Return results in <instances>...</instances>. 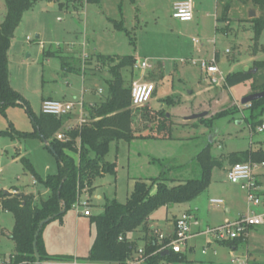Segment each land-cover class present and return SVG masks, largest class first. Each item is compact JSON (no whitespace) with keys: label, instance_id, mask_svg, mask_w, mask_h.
Returning a JSON list of instances; mask_svg holds the SVG:
<instances>
[{"label":"rangeland","instance_id":"1","mask_svg":"<svg viewBox=\"0 0 264 264\" xmlns=\"http://www.w3.org/2000/svg\"><path fill=\"white\" fill-rule=\"evenodd\" d=\"M173 1L101 0L98 5L84 3L83 7L67 4V0L61 1L67 4L64 7L43 1L24 14L15 31L8 54L10 83L37 117L42 112L43 99L88 102L100 98L95 91L107 94V80L111 79L109 69L101 66L94 54L136 56L152 65L145 80L155 83L156 93L148 106L153 110L164 109L170 115L174 123L171 138H153L158 133V126L153 125L131 142H112L105 161L116 164V174H105L96 180L95 189L88 194L89 198L93 196L91 202L83 197L90 203L92 216L103 212L107 200L127 203L137 182L158 178L165 170L170 187L200 178L196 157L207 146L211 155L225 166L231 154L264 145V132L251 129L250 105L241 104L253 86L264 84V67L256 68V62H264V34L256 46L248 12L253 9L252 4L242 5L232 0L229 27L217 32L213 19L204 22L196 19L193 23L174 19ZM256 10L259 17L261 12ZM6 14L5 0H0V25ZM113 19L123 21L127 32L118 31ZM218 26L220 30L226 28L223 23ZM193 39L201 40V45L195 46ZM44 52L54 56L46 57ZM216 52L220 73L216 74L214 82L198 62L212 60ZM86 55L90 58L85 59ZM69 68L75 71L70 72ZM246 69L257 71L250 82L228 88L222 80ZM122 73L127 86L140 80L139 74H132L130 69ZM30 112L27 107L18 105L8 108L5 115L0 113V132L14 136L15 131L33 133ZM204 112H208V116L203 119L221 113L226 116L210 127L208 122L186 121ZM260 121L264 124V115L255 122ZM9 135L0 136V188H6L9 193L18 188L35 196L40 205L49 197V190L35 181L17 155L21 152L28 158L43 179L57 173L56 157L40 139L13 140ZM214 180L219 182L217 188L227 193L223 198L231 212H226V206L210 211L207 205L198 214L204 224L202 230L221 225L224 218L233 220L249 208L247 193L228 182L223 169L215 170ZM189 204L172 206L169 211L162 208L155 215L160 222H165L166 218L172 219L174 213L189 211ZM83 211V207H74L45 226L42 238L50 254L70 257L53 264H90L87 258L96 231L91 219L81 215ZM14 225V216L0 210V253L7 258L15 254V243L11 239ZM160 227L164 230L162 224ZM136 235L134 232L129 237L136 239ZM202 241L198 240L194 253H186L192 262L181 264H233L232 261L243 262L247 258L250 264H264V226L251 231L248 243L238 246L236 251L213 245L202 255Z\"/></svg>","mask_w":264,"mask_h":264},{"label":"trees","instance_id":"2","mask_svg":"<svg viewBox=\"0 0 264 264\" xmlns=\"http://www.w3.org/2000/svg\"><path fill=\"white\" fill-rule=\"evenodd\" d=\"M43 1L60 3L61 7L70 3L81 7L84 6V3L96 5L101 3V0H67L65 5L61 3L62 0H5L7 14L4 22L0 25L1 114L5 115L8 108L18 105L27 107L30 112L28 103L11 86L8 54L15 31L20 26L24 14ZM237 1L242 5L251 3L254 9L261 12L259 17L250 20L255 33L254 40L258 46L264 34V0ZM218 5L220 16L217 23L225 24L226 28L222 29L225 31L229 27L227 23H229V14L232 10V0H219ZM112 23L118 31L127 32L123 21L112 20ZM44 55L46 57L54 56L45 52ZM95 58L101 66L109 69L111 79L107 80L108 95L101 103L88 110L89 118L93 122L70 132V141L64 143L56 138V135L63 129L65 118L45 115L42 112L38 117L30 112L35 128L33 133L15 131L16 135L14 136L9 135L8 132H0V136L9 135L13 140L16 138L42 140L41 136H43L53 148L58 164L57 173L43 179L28 158L21 159L26 171L30 172L38 183L43 184L50 191L49 197L40 205L37 204L33 195H6L5 191L0 189V207L6 212H10L15 220L11 235V239L15 243L12 264H36L33 243L40 223L52 217L55 218L54 220L62 218L69 210L77 206L82 196L86 193L90 194L95 189L94 184L99 177L105 174H116V164L105 161L112 142L121 140L131 142L139 136L140 132L153 127V125L158 126L157 136H153V138H171L174 123L167 117L164 109L153 110L148 105L144 107H133L132 105L131 85L133 82L127 86L122 71L130 69L134 72L137 59L133 56L101 54H96ZM263 67L264 62H256L257 70ZM68 70L75 71L72 68ZM162 76L161 73V78ZM254 77L255 73L250 70L228 75L225 82L228 88H233L252 81ZM263 91L264 84L252 88V93ZM161 102L165 105L164 101ZM249 110L252 112L253 119L251 129L256 132L259 127L264 125L262 121L255 122L264 115V99L250 104ZM225 116L226 114L221 113L200 121L208 122L210 127L216 120ZM46 148L50 150L49 147L46 146ZM210 150V146H207L196 157V164L201 170L200 178L170 187V179L165 170L158 178L137 182L127 203L121 204L116 199L107 200L103 212L90 217L96 234L87 261L90 264H129L134 259L137 250L135 242H131L129 239L131 233L139 229L146 230L150 217L158 210L191 203L208 190L213 170L223 165L220 160L211 155ZM76 155L78 159L75 158ZM227 160L230 165L238 163L264 164V146L231 154ZM153 191L155 192L153 193ZM61 202L64 203V207ZM64 208L66 212L60 214ZM44 228L37 242L41 264L65 262V259L70 257L51 256L46 252L42 238ZM153 242L144 251L148 258L146 264H178L186 260L184 254H175L172 251L159 252L162 245L156 240ZM243 242L244 240L239 238L226 243L230 246H237ZM164 243H168V240Z\"/></svg>","mask_w":264,"mask_h":264},{"label":"built area","instance_id":"3","mask_svg":"<svg viewBox=\"0 0 264 264\" xmlns=\"http://www.w3.org/2000/svg\"><path fill=\"white\" fill-rule=\"evenodd\" d=\"M173 18L182 23L192 22L194 20L193 2L188 0L177 3L174 6ZM27 40L30 41L29 38ZM194 41L197 45H200L199 40ZM229 52L230 51H227V53ZM198 63L200 68L208 74L213 75L219 73L216 58L210 61H200ZM133 70L134 73L139 74L140 80L133 81L131 85L132 105L133 107L147 106L153 100L156 92L155 83L145 80V74L149 70H152V65L148 60H138ZM214 82H216V80H214ZM76 110H78L79 113L76 124L74 126H69L65 131H60L56 135L57 140L64 143L70 141V132L89 125L93 120H90L89 114L85 111L82 101L63 102L48 99L42 103L43 114L58 118H70ZM257 131L264 132V125L259 127ZM259 166L264 167V164L238 163L232 165L227 173L228 181L234 185L240 186V188L247 193L249 211L246 215L239 217L235 221H226L219 227L208 228L195 233L193 232V224L195 222L194 215L191 213H181L176 218L174 235L168 238L164 235H159L160 245H162L159 252L166 251L168 253L172 251L175 254H183V252L189 248L190 242L198 236H205L209 243H226L239 238L245 241L251 229L264 226V210L259 213L253 211V208H264L261 187L256 178V170ZM85 196L89 199V195L86 193L82 196L77 206L84 208V216L91 217L92 213L89 208L90 203L83 200ZM211 203L222 205L223 201L211 200ZM0 210L3 209L0 207ZM166 240H168V243L165 244L164 241ZM139 254L140 257L131 260L129 264H146L148 258L145 256L144 250H140ZM0 264H12V256L7 258L0 253Z\"/></svg>","mask_w":264,"mask_h":264},{"label":"crops","instance_id":"4","mask_svg":"<svg viewBox=\"0 0 264 264\" xmlns=\"http://www.w3.org/2000/svg\"><path fill=\"white\" fill-rule=\"evenodd\" d=\"M184 1H188V0H174L172 2V11H174V6L177 4V3H181V2H184ZM193 2V8H194V20L190 23H193L194 21H196V19H199V21L201 22H204V20L206 19H213L214 20V26L216 28V31L220 32L222 31V29L220 30V27L218 26V23H217V19L218 17L220 16V9H219V5H218V1L219 0H191ZM54 4V3H53ZM252 9H248V12H250ZM254 10V8H253ZM256 11V14H257V10L255 9ZM250 19V18H249ZM114 20V19H113ZM225 35L227 36V33L224 32ZM41 36L38 35V38H40ZM194 40H199V39H193V43L195 46H199L195 43ZM200 41V45H201V40ZM213 42L215 43V41L213 40ZM12 45V44H11ZM230 53V52H229ZM96 54H94L95 56ZM217 55H218V59H217ZM86 58H90V56L86 55L85 56ZM135 58L137 59V61L139 60L138 57L135 56ZM214 58H216V61L218 63V60H219V53L216 52V54L214 55ZM213 58V59H214ZM212 59V60H213ZM218 66V65H217ZM107 68V67H105ZM133 72V71H132ZM134 73V72H133ZM132 73V74H133ZM220 73V71H219ZM136 75V73H134ZM218 74V73H217ZM207 75L210 77V78H214L213 80H216L215 76L216 74H208ZM111 76V75H110ZM91 78V77H90ZM91 79H96V78H91ZM226 78L222 79V80H225ZM95 95H99L100 98L96 99V100H92V101H88V102H83L84 103V109L85 111L88 113V110L92 107H94L95 105L101 103L108 95V92L107 94L105 92H103L102 90H99V91H95L94 92ZM249 94H252V91L249 90ZM48 99H51V100H55V99H52V98H48ZM48 99H43L42 103L45 101V100H48ZM67 102V101H66ZM68 102H73V101H68ZM165 105H162V107H164ZM161 107V108H162ZM79 116V113H78V110H76L74 112L73 115H71L70 118H65L66 120V123L64 124L63 126V131H65L69 126H74L77 122V118ZM61 130V131H62ZM264 146V145H263ZM17 158L21 161L22 158H24L22 155H21V152L18 153L17 155ZM232 165H230L228 163V165H225V166H221V167H218L220 169H223L225 175H226V180L228 181V178H227V173L229 171V169L231 168ZM217 168H215L216 170ZM215 170H213V174H212V181H211V185L210 187L208 188L207 191H205L201 196H199L196 200L192 201V203L189 204V206H191L189 208V211H183V213H191L194 215L195 217V222L193 224V232L195 233H198L202 230V228L204 227V224H202V220H200V215L198 216V214H200L201 211H204V209L206 208L207 205H209V209L211 211L212 210H216V209H219L220 207H225L227 204L225 203V199L223 198V195L225 197V195L227 196V193L219 190L217 187H218V183L216 180H214V173H215ZM256 178L260 184V187H261V195H262V198L264 199V167L263 166H259V168L256 170ZM36 181V180H35ZM229 182V181H228ZM232 184V183H231ZM234 185V184H233ZM2 189L3 191H5V193L7 192L6 188H0ZM11 191V190H10ZM11 195H16V194H25V195H29V194H26V193H23L21 192L18 188H14L11 192ZM95 193V192H94ZM49 195H50V191H49ZM94 195V194H93ZM247 196V195H246ZM35 197V196H34ZM93 197V196H92ZM92 197L89 198V201L91 202L92 201ZM203 197V199H202ZM100 198V197H99ZM35 200H36V197H35ZM211 200H222L223 201V204L222 205H216V204H212L211 203ZM37 202V201H36ZM165 209L166 211H169V210H172V207H168V208H163ZM264 210L263 207H260V208H253V211L259 213V212H262ZM192 211V212H191ZM248 211H249V208H248ZM248 211L246 213H242V214H239L235 219L231 220L229 218H224L222 224H224L226 221H235L237 220L239 217L243 216V215H246L248 213ZM158 212V211H157ZM156 212V213H157ZM226 212L227 213H230L231 212V209L226 206ZM156 213H154L149 221H148V228L146 230H143V229H139L137 230L135 233L137 234L136 236V239H132L129 237L130 241L131 242H135V245L137 247V250L135 251V255H134V259H137L140 257V254H139V251L140 250H144L148 247V245H150L153 241L156 240V242H158L160 244V241H159V235H164L166 236L167 238L168 237H171L174 235L175 233V222H176V218L178 215L181 214V212H177V213H174L172 215V219H168L166 218V221L165 222H160V220L156 217ZM82 216L83 215V212L81 213ZM86 217V216H85ZM90 218V217H88ZM164 223V224H163ZM163 225V229H161L160 225ZM221 224V225H222ZM220 224L218 226H215V227H219L221 226ZM215 227H210L208 226V228H215ZM263 227V226H262ZM258 228L260 227H256V228H253L249 231V233L251 231H254V230H257ZM204 230V229H203ZM202 230V231H203ZM206 230V229H205ZM249 235V234H248ZM198 240H203V250H202V255H206L207 252L212 249L213 245H221V246H227L229 248H232L233 250L236 251V249L238 248V246L240 245H243L245 243H248V237L246 239V241H244L242 244L240 245H235V246H230L228 243H209L208 239L205 237V236H198L196 238H194L191 243H190V246L189 248L187 249V251L183 252V254L186 256V260L183 262H192L190 259L187 258V255L186 253L189 251L191 253H194L196 248L198 247ZM154 243V242H153ZM45 249H46V252L51 255V256H54L52 254H50L49 252V249L47 248V245L45 244ZM205 251V253H204ZM214 254L216 255L217 252L216 250H214ZM60 255H64V254H60ZM76 257V256H75ZM133 259V260H134ZM60 263V262H58ZM76 263V262H75ZM233 264H250L249 263V258H247V260L241 262L239 259H237L236 261H232ZM178 264H181V263H178Z\"/></svg>","mask_w":264,"mask_h":264},{"label":"water","instance_id":"5","mask_svg":"<svg viewBox=\"0 0 264 264\" xmlns=\"http://www.w3.org/2000/svg\"><path fill=\"white\" fill-rule=\"evenodd\" d=\"M256 17H257L256 11H255V9L254 10L252 9L249 12V18L250 19H254ZM248 71L249 70L246 69L245 72H248ZM255 72L257 73V71H255ZM261 99H264V91L263 92H258V93H252V94L246 96L244 99H242L241 104H242V106H248V105L252 104L253 102L259 101ZM207 116H208V112H204V113H200V114H194V115L186 118V121L201 120V119H203V118H205ZM167 117L169 118L170 115L167 114ZM41 139L44 142L45 146L49 147V149L52 151V153L54 155H56L54 150H53V148L51 147L49 141L46 140L43 136H41ZM6 195H11V193L6 192ZM61 205L64 207V203L63 202H61ZM65 212H66V209L64 208L61 211L60 214H64ZM54 219H55L54 217L48 218V219L44 220L43 222H41L40 225H39V228H38L37 233L35 235V241L33 243L34 253H35V258H36V264H41V257H40V254H39V251H38V246H37L39 235H40L42 229L44 228V226L49 224Z\"/></svg>","mask_w":264,"mask_h":264}]
</instances>
